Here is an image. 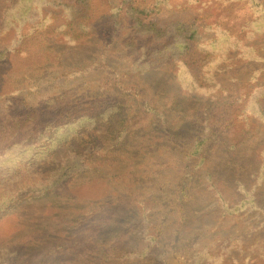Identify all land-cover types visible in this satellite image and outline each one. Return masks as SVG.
<instances>
[{"label": "trees", "instance_id": "obj_1", "mask_svg": "<svg viewBox=\"0 0 264 264\" xmlns=\"http://www.w3.org/2000/svg\"><path fill=\"white\" fill-rule=\"evenodd\" d=\"M42 1V8L37 10L34 20L28 15L22 19L34 8V0H17L10 5L15 13L7 21L6 30L0 32V109L4 111L0 117V211L16 198L52 191L58 177L63 175L62 168L71 161L63 163L62 160L67 156V159L71 158V155L73 166L82 165L85 169L99 172V166L105 164V159H113L119 153L118 157L126 159L124 161H143V164L151 166L141 165L144 174L152 172L146 177L152 176L154 180H147L150 183L148 196L142 191L130 199V203L138 204V213L143 219L130 227L129 222L135 214L131 212V205L119 207L123 211L126 208L128 213L126 221H122L123 228H106L103 233L98 232L103 224L94 223L95 214L80 223L79 214L66 220L65 213L59 211L58 217L61 218H52L45 230L59 226L63 227L62 233L70 236L57 243L50 242L42 256L32 264H144L143 260L152 255L155 257L152 264H171L165 251L154 252V247L167 232L165 217L172 215L173 219H179L185 225L187 209L194 204V199L203 198L211 202L217 197L216 212L226 219L240 213L246 203L250 204L249 209L259 208L256 201L259 190L242 178L246 172H250L252 177L261 172L264 181V160L254 158L251 167L248 159L259 151L245 152L241 146L257 135L261 136L262 129L259 123L251 122L234 92L237 86L248 85L252 72L246 71V80L235 75L221 80L218 72H225L226 66L232 68L233 63L240 65L245 61L264 60V0ZM239 1L250 4L245 12L237 9ZM163 8L190 12L192 19L170 20L165 27H159L151 17ZM249 8L261 16L257 29L251 22L245 25L247 17L253 14L246 13ZM221 29L229 33L224 39L214 33L211 35L214 41L223 42L221 49H236L242 43L246 44L248 51L229 55L228 59L226 55L221 56L222 63L218 69L220 62L210 72L204 67L209 68L216 52L214 49H201V40L204 33H221ZM10 34V40L6 41L5 37ZM93 38L95 45L89 55L67 58L65 54L69 50ZM192 43L199 50V56L192 59L194 65L198 64L196 70L191 68L192 63L188 65L181 58L182 50ZM161 45L165 49L176 47L178 51H170L169 48L166 61L161 62ZM42 69H55L58 74L53 78H64L50 92L52 100L59 99L60 112L47 113L49 100L32 102L26 98L24 86L32 84L31 87L36 88L38 70ZM187 77L191 79L190 84L198 83L207 89L194 96L189 93L172 95L167 101L165 95L169 94L170 81L180 85L181 79ZM75 79L78 80L75 82ZM143 79L152 90L146 95ZM188 97V101L194 103L204 97V102L200 108L193 109L195 105L189 107L188 113L184 114V123L175 122L177 117L172 110L179 106V100ZM74 110L78 111L72 113ZM260 111L264 114V108ZM135 115L141 116L140 122L143 123L133 132L136 134L133 137L126 128ZM79 118L85 122L87 132L75 129L77 131L70 133L63 145L47 149L45 142L53 137L54 130L71 127ZM94 123L97 124L96 129H93ZM144 124L157 128V134L153 135L154 130L142 129ZM236 124L240 126L233 130ZM26 126L29 129H25ZM177 129L190 132V141L180 143L178 133H175ZM218 131H224L223 135ZM104 136L109 137L110 148H105ZM85 138H89L87 143ZM254 144L264 147L263 141ZM180 145L183 166L177 170H166L172 167L163 166L164 162H155L157 156L147 153L155 151L154 147L165 146L167 151L170 147V151ZM19 150L25 152L23 156H29L27 160L15 163ZM217 155L219 162L213 163L212 159ZM121 159L116 160L122 162ZM189 162L194 163L190 165ZM255 163L261 164L260 171H255ZM168 172L171 173L167 175ZM232 187L236 191L244 190L246 195L242 194V197L245 199L231 203L234 196ZM84 225L89 227V231L80 236L77 232ZM241 227L226 226L218 232L206 230V234L212 235L208 246L202 250V246L192 245L185 251V264H200L213 255L222 261L230 255L235 263H242L237 249L243 250L242 258L245 260L256 254L260 258L256 264H264V222L248 226L245 230ZM139 229L140 236L133 240L128 238ZM174 231L171 237L181 236L180 228ZM198 232L202 237L206 235L200 230ZM190 237L191 234L177 237L175 243L181 242L185 247ZM222 238L224 244L218 248L216 245ZM137 241L142 245L136 244ZM20 247H0V264H29L26 252L21 253L17 262L15 258L11 259L12 255L17 256Z\"/></svg>", "mask_w": 264, "mask_h": 264}, {"label": "rangeland", "instance_id": "obj_2", "mask_svg": "<svg viewBox=\"0 0 264 264\" xmlns=\"http://www.w3.org/2000/svg\"><path fill=\"white\" fill-rule=\"evenodd\" d=\"M16 1L17 0H0V32H4L6 30L5 25L7 24V21H9L11 15L15 13L14 9L9 8V6L14 5ZM42 2V0H34V8H31L29 12L22 16V19H24L26 15H28L29 18L31 17V20H34V18H36L37 10L42 8ZM69 2H74V0H69ZM249 5V3L239 1L237 3V9L239 11L245 12V9H247ZM251 12H253V9L249 8L248 12L246 13ZM260 17L261 16L259 14L253 12V14L247 17L248 22L245 25L251 22L253 28L257 29ZM151 18L156 21L157 26L165 27V24L168 23V21L170 20H190L192 19V15L190 12H177L169 10L167 8H163L158 13H156L154 17L152 16ZM31 20L26 23H30ZM225 30L226 29H221V33L206 32L203 34V39L201 40V49H214V51L216 52L214 53L215 55L213 56L211 63H209L208 65L209 68L205 66L204 70H209L210 72H213L215 69L214 67L218 62H220V60H222V57L224 55H226L228 59L229 55L234 56L235 53L243 54V51H248V48H245L246 44L242 45V43L239 44L238 48L236 49H221V47L223 46V42L214 41L211 35L212 33H214L224 39L225 35H229V33H227ZM10 37L11 34L6 36L5 40L9 41ZM167 38L169 39V37ZM166 42H169V40H167ZM94 45L95 38L82 45H78L74 49L69 50L65 55L68 59H74L76 57L82 58L86 55H89L91 50L94 48ZM160 47L163 50L159 56L161 62L166 61L165 57L169 48L170 51H172L173 49L174 52L178 51L176 47H169L168 49L163 48L162 45ZM226 51H228V54H226ZM175 56L176 54H174V58ZM198 56L199 50L195 48L192 43L189 48L182 50L181 58H184L185 62L188 65H191L192 63L193 67L191 68L193 70H196V66H198V64L195 63L194 65L192 59H196ZM239 56H241V54H239ZM221 63L222 61L218 64L216 69H218ZM233 64V67L230 69L228 68V66H226L225 72H218V78L221 80H226L228 79V75H235V77H238L242 80H246V77L248 76L246 71L249 69V72H252L250 73V77L252 76V78L250 79L248 85L246 84V87H241V85L237 86L234 89V92L238 94L237 96L239 104L244 107L243 111H246V113L249 115L248 118H250L251 122L259 123V125L261 126L260 128L262 129L260 131L261 136L257 135L251 141L241 146V148H243L242 150H244L245 152L255 153V151L258 149L259 153L253 155L248 159V163L250 164L251 161H253V159L256 157H258L257 159L259 160H264V147H260L259 144L252 145L257 141L264 142V114L260 111L262 108H264V71H262V69L264 70V60L245 61L240 65L239 63L236 65L235 63ZM257 69H260L259 72H256ZM57 74L58 73L55 69L38 70V74L35 81L37 87H31L32 84L24 86V93L28 100L30 99V101L32 102L39 101L40 99L49 100L50 106L46 108L47 113L56 111L60 112L62 109L61 107H59V99H56L57 101L54 99L52 100V95L50 94L54 86L64 81L63 77L53 78ZM153 76L154 75H152V77ZM77 80L78 79H75L74 81L76 82ZM190 80L191 79L189 77H187V79H181L182 82L180 85H176L174 81L171 80L170 84L168 85L169 94L165 95V99L168 101L171 100L172 95L181 96L185 93H189L191 94V96H194L197 95L198 92H204L207 89V87L200 86L198 83L190 84ZM150 81L151 79H149L148 83H150ZM143 82H145L144 86H146V81H144V79ZM149 86L150 85H147V89H144L145 95L148 94V92L152 91L149 90ZM34 88H38V90L36 91ZM190 97L186 99L182 98L181 100H179V106L172 110V114L177 117L175 122L181 121L182 123H184V121H186L183 119L185 117L184 114L188 113V109L190 106L195 105L193 109L195 107L200 108V106H202L204 102V97L200 98L199 102L197 103L188 101ZM75 111L78 110H74L72 111V113H75ZM3 113V109H0V117L3 116ZM242 117L243 116L241 115V118ZM141 119L142 117L139 115L133 116L131 122H129V126L126 128L128 129L127 133L132 132L133 137H135V131L143 123L140 122ZM181 119H183V121ZM96 126L97 124L94 123L93 129H96ZM238 126H240V124L233 125L232 129L234 130ZM143 128L149 131L154 130L153 135L157 134L156 132H158L157 128L152 129L154 127L149 124L142 125V129ZM25 129H29V126H26ZM75 129H85V132H87L85 122L81 118H79L76 123L71 127L66 126L64 129L54 130L55 133L53 137L45 142L47 145V149L53 150L59 145H63V142H65L64 139L67 138L70 133L77 131ZM97 129H99V127H97ZM218 132L221 135H223L224 133V131ZM175 133H178L177 135L180 143H186L188 140L190 141V132L182 129H177L175 130ZM24 135L26 136V133H24ZM228 135H230V133ZM102 138L107 144L105 148H110L111 142L109 137L104 136ZM88 140L89 138H85V143H87ZM59 141L62 143H60ZM167 144L168 143L166 141V145ZM181 147V145L176 149L173 147L170 151V147H168V151L165 146L154 147L155 151L147 153L150 156H157L158 159L155 162H164L165 164L163 166L172 167L165 168L166 170H175L177 167L183 166ZM208 152L212 153L211 150H208ZM24 153L25 152L19 150V154L17 156L19 158L16 159L15 163L22 160H27L29 154L27 156H23ZM118 154H116L113 159H105V164L99 166V172H94L90 169H85L82 165L75 167L73 166L72 162L73 155H71V158L69 159H67V156L65 160H62L63 163L68 162V160L71 161L68 162L69 164L66 166V168H62L61 172L63 173V175L58 177V180L55 182L52 191L43 192L41 194H30L28 196L16 198L10 203V205L6 209L0 211V247L7 245L22 246V248L20 247L21 249L18 248V250H20L18 252L19 255H12L11 259L15 258L17 262V259H19V257L21 256V253L26 252L28 253L26 260L27 262H30L29 264H32V262L38 260L42 256L43 252L45 251V247H47L50 242L54 241V243H57L59 242L58 240H61L62 238H68L70 236L68 233H62L61 229L63 227L59 226H52L49 229L45 230V226H47L46 224L49 223L52 218H61L58 217L59 211L65 213L64 217L66 220H70L71 217L79 214L80 216L78 218H80V223L88 221L91 216L95 214L94 223L103 224V226H100L98 229L99 233H103L104 229L106 228L114 227V229L117 230L119 228H123L121 227L122 221H126V217L128 216L126 208L125 211H123L122 208H119L120 205L123 204L128 206L131 205V212H135V214L132 216V222H129V227L134 223L142 221L143 219L138 213V204L135 205L130 203V199L134 198L138 193L142 191H145L147 196L148 194H150V190L148 189L150 183H148L147 180L153 181L154 178L152 176L146 177V174L150 175L152 172H147L146 174H144V169L141 165H144V167L151 166L143 164V161H124L126 159L119 158ZM219 155L212 159L213 163L219 162ZM116 159H121L122 162H118ZM189 163L190 165H192L194 162ZM250 166L252 167V164H250ZM260 168L261 164L255 163V171L257 172ZM170 173L171 172H168L167 175H169ZM242 180L245 181L247 184L253 183L257 187V190H259L256 198V201L259 203V208L249 209L250 204L246 203L240 213H237L236 215H233L232 217L226 219L219 217V214L216 212V210L218 209L217 197L211 200V202H208L205 198L198 200L194 199V204H192L190 208L187 209V221L185 225L182 224L179 219H177V221L173 219L172 215L171 217H165L164 224L167 225V232L163 235V238L160 240L159 245L154 247V252H158V250H163L166 252V257L171 262V264H185V251L192 247V245H200L203 247L202 250H205V248L208 246L212 235H209L208 233L206 234V230H209L211 232L213 230H217L218 232V230L222 231L226 226L234 228L236 226H242L241 229L245 230L248 226H255L259 223L264 222V181L263 176H261V172H257V174L255 173L253 177L252 175L250 176V172H246ZM140 181H142L144 185H142V183H139ZM139 186L141 187L139 188ZM231 191L234 194L233 198H230L231 203L235 204L237 201H242V199H245L244 197H242V194L246 195V192L244 190L236 191L235 188L233 189L232 187ZM98 217H100L101 219L97 221L96 219ZM142 225L144 226L145 223H143ZM176 228H180L179 233L183 237H186V235L191 234L190 239L185 242V247V244L182 245L181 242H179L178 244L175 243L177 241V237H181L180 235H176L174 238L171 237V234ZM79 229L80 230L77 232V234L80 236L84 235L89 231V227L87 225H84ZM199 230L201 231L200 233L206 235L202 237V235H200L198 232ZM138 231H140V229L137 231H133L131 235L129 234L130 236L127 233L128 238L131 240H133V238L136 239L137 236H140L138 234ZM223 240V238L219 239V242L216 245L218 248L224 244ZM30 243L33 244L31 247L28 246L30 245ZM135 243L138 245H142L139 241ZM215 243L216 242H213V245H215ZM237 253L240 254L239 258L242 263H235L230 255L228 257L225 256V259H223L224 261L220 260L216 255H213L211 258L206 257V259L200 264H256V262H260V258L256 254L255 256H253L252 259L245 260L244 258H242V256L244 255L243 250L237 249ZM154 259L155 257L153 255L148 256L145 260H143V263L152 264V261ZM193 259L197 260L198 257H194Z\"/></svg>", "mask_w": 264, "mask_h": 264}]
</instances>
